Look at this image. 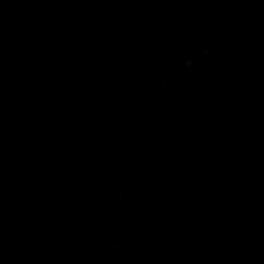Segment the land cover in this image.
<instances>
[{"label": "trees", "instance_id": "obj_1", "mask_svg": "<svg viewBox=\"0 0 264 264\" xmlns=\"http://www.w3.org/2000/svg\"><path fill=\"white\" fill-rule=\"evenodd\" d=\"M22 4L0 0V14ZM65 20L84 36L67 54L47 18L0 29V122L21 139L56 121L92 142L83 157L95 168L79 170L63 194L44 188L40 209L50 216L76 197L120 195L115 210L87 216L77 235L102 254L114 236L129 235L132 213L147 242L133 243L145 258L129 264H177L178 256L182 264H264V0H69ZM195 30L216 33L206 41L216 54H199L186 73L177 65L191 55ZM168 70L190 97L162 117L185 129L160 135L148 118L135 130L136 114L154 110L144 88ZM116 137L119 162L106 144ZM19 170L0 150V189L19 186ZM57 197L54 210L44 207ZM22 225L0 222V264H19L24 247L25 264H50L41 248L57 244L59 227L39 238L35 221ZM60 257L70 263L67 251Z\"/></svg>", "mask_w": 264, "mask_h": 264}, {"label": "rangeland", "instance_id": "obj_2", "mask_svg": "<svg viewBox=\"0 0 264 264\" xmlns=\"http://www.w3.org/2000/svg\"><path fill=\"white\" fill-rule=\"evenodd\" d=\"M68 2L69 0H23L22 6L15 12L7 15L0 14V29L7 31L20 25L27 18H47L55 24V33L52 38H55L59 43H63L60 44L61 49L67 54L72 44H75L76 49V43L84 38L83 35L77 33L79 26H69L67 20H65ZM253 6L256 7L255 4ZM231 13L233 11L229 13V19L233 21ZM249 19L250 21L254 20L253 18ZM63 33L65 34L63 35ZM215 37V32L195 30L192 45L188 47L189 51L192 50L191 55L182 56L179 59L177 68L180 71L191 73L193 61L199 54L215 55L216 53L209 49L206 44L207 39H214ZM66 59H70V57L64 60ZM172 72L173 70H168V74L154 80L151 86L144 88L146 100L152 103L151 106L154 110L151 115L136 114L140 123L133 126L135 130L139 131L140 124H143L148 118H153L160 135L163 132L185 129L181 123H164L162 117L171 103L178 99L190 97L187 92L175 89L170 75ZM77 75L78 72L75 76L77 77ZM41 116H45V111L41 110ZM37 119H39V116ZM69 125L71 128L78 127L73 123ZM9 128V126L0 122V150L5 153L6 158L11 163H17L20 170L18 171L16 183L19 186L8 187L7 184L6 188L0 189V207L2 204H9V209L14 213L19 212L20 217L13 215L4 205L0 208V222H13L19 227H23L22 223H24L25 226L31 227L35 221L37 226L34 227L33 232L39 238L52 234L54 229L57 230L56 228L59 227L54 238L58 241L57 244L49 243L48 247L41 248L45 255L44 258L50 264H129L132 258H145L144 253L133 246L135 241L147 242L141 232L143 221L137 223L132 213H130L128 222L129 235L126 237L114 236L110 249L104 254L95 247L91 240L81 241V238L77 236L84 229V219L87 216L109 214L116 209L120 195L110 201L103 199L105 195L103 192L86 200L76 197L73 200L74 204H70L68 210H61L50 216L40 209V200L46 194L44 188L54 186V190H59L63 194L76 181L79 170L86 171L91 166L95 168L96 162L87 161L83 157V149L92 145L91 140L77 131L68 132V125H58L56 121L45 127L46 131L39 129L37 134L31 133L27 138L22 134L24 138L21 139L18 138L19 134L16 131L13 129L10 131ZM114 131H117V128H114ZM102 136L104 140L107 138L105 132H102ZM108 140L109 142L107 141L106 144L109 146L110 154L117 159H115L116 162H119L121 160V139L116 137L115 141L114 139ZM137 140V147L141 149L143 140L138 138ZM29 144L34 146L35 155L34 151L29 148ZM33 156L34 159L31 164ZM36 173L45 176L44 185H41L42 179L38 178ZM58 201L59 197L54 202H46L44 207L54 210ZM22 209L24 210L20 212ZM17 236L20 237V234L18 233ZM80 242L82 243L80 244ZM67 245L70 246L67 248ZM66 251L70 263H64V260L60 257ZM27 256V248L24 247L19 264H25ZM176 261L177 264H182L180 256L177 257ZM4 264H11L10 259L6 257Z\"/></svg>", "mask_w": 264, "mask_h": 264}]
</instances>
